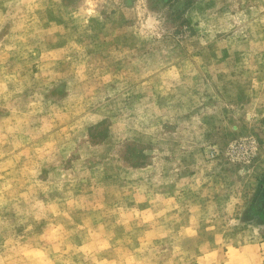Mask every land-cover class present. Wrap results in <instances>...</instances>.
Wrapping results in <instances>:
<instances>
[{"label":"rangeland","instance_id":"374dc122","mask_svg":"<svg viewBox=\"0 0 264 264\" xmlns=\"http://www.w3.org/2000/svg\"><path fill=\"white\" fill-rule=\"evenodd\" d=\"M0 264H264V0H0Z\"/></svg>","mask_w":264,"mask_h":264}]
</instances>
